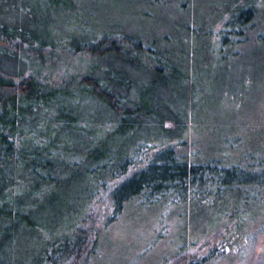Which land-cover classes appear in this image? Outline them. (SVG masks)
Masks as SVG:
<instances>
[{
	"label": "trees",
	"instance_id": "obj_1",
	"mask_svg": "<svg viewBox=\"0 0 264 264\" xmlns=\"http://www.w3.org/2000/svg\"><path fill=\"white\" fill-rule=\"evenodd\" d=\"M55 1L45 0L43 13L29 0H0V264H88L98 216L104 228L132 199L258 193L264 172L254 152L237 161H191L171 144L180 134L163 125L186 127L172 96L182 87L191 96L188 74L211 45L175 51L171 35L146 48L150 40L123 28L59 40L49 26ZM221 1L213 36L227 54L248 41L257 11L254 0ZM22 61L25 71L3 76L6 64ZM58 66L67 78L53 76ZM102 195L103 215L92 209Z\"/></svg>",
	"mask_w": 264,
	"mask_h": 264
},
{
	"label": "rangeland",
	"instance_id": "obj_2",
	"mask_svg": "<svg viewBox=\"0 0 264 264\" xmlns=\"http://www.w3.org/2000/svg\"><path fill=\"white\" fill-rule=\"evenodd\" d=\"M254 1L253 33L245 43L231 44L227 54L221 46L217 48L219 41L213 36L221 0H56L49 26L59 40H65L66 33L85 38L93 32L123 28L150 40L146 48L163 44L171 35L174 40L170 38L169 46L175 51L180 44L184 49L188 44L211 45L207 58L199 57L188 74L190 99L184 97L185 87L179 97L172 96L177 110L186 114V127L177 128L165 119L164 128L180 134L171 144L176 142L191 161H237L247 150L243 159L254 152V163L262 162L264 172V0ZM28 6L43 13L46 8L45 0H29ZM211 27L210 34L199 31ZM184 33L188 37L182 41ZM22 64H6L3 76L22 72ZM69 65L76 69L78 62ZM35 69L40 75L46 72ZM77 70L82 74L83 70ZM54 71L57 79L67 78L60 66ZM156 101V108L163 105L161 99ZM156 140L149 142L156 144ZM249 164L245 167L252 170ZM96 203L92 209L102 210L103 215L105 195ZM99 219V238L88 264H264V184L257 194L242 199L229 193L221 197L208 194L201 201L192 197L154 202L132 199L120 217L104 228Z\"/></svg>",
	"mask_w": 264,
	"mask_h": 264
}]
</instances>
